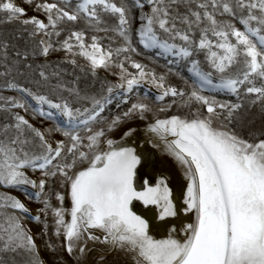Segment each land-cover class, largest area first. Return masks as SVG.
<instances>
[{
    "label": "snow or ice",
    "instance_id": "1",
    "mask_svg": "<svg viewBox=\"0 0 264 264\" xmlns=\"http://www.w3.org/2000/svg\"><path fill=\"white\" fill-rule=\"evenodd\" d=\"M22 3L47 22L28 17L16 0H0V23L24 26L35 43L33 57L63 52L73 66L82 58L94 78L100 70L106 75L99 91L82 93L75 81L61 82L53 97L8 79L14 70L23 75L21 61L9 66V45L0 42L3 87L18 93L0 95V111L11 117L0 124V188L39 206L33 213L19 197L0 192V264L4 254H13L12 264L15 256L25 257L21 264H44L26 222L42 225L43 237L49 213L53 234L63 237L60 250L77 264L92 250L89 242L123 253L127 264H264V132L252 139L237 130L245 99L264 109V0ZM15 56L27 61L29 53ZM137 57L163 61L166 72ZM221 94L236 102L218 99ZM14 109L30 112L41 126ZM137 122L146 142L162 146L180 168L186 184L179 195L167 175L146 178L150 155L129 145L141 131ZM134 202L155 207L164 238L150 234V221Z\"/></svg>",
    "mask_w": 264,
    "mask_h": 264
},
{
    "label": "rangeland",
    "instance_id": "2",
    "mask_svg": "<svg viewBox=\"0 0 264 264\" xmlns=\"http://www.w3.org/2000/svg\"><path fill=\"white\" fill-rule=\"evenodd\" d=\"M19 6L25 7L28 9V17H31L33 15H36L39 19L45 20L46 18L43 15V13L35 12L34 10L28 8V5L26 3H22V0H16ZM49 2H53V0H49ZM27 18V17H26ZM238 27H241V25H237ZM29 30L31 29V26H28ZM77 27H84V25L81 23L77 25ZM88 35L90 36L91 33L89 32ZM100 36H104V33H98ZM39 37H37V40ZM55 39V38H53ZM0 42L7 43L9 45L8 53H9V66H11V61L14 59H19L21 63L18 65L19 71L23 73V75H18L17 72L14 70L12 73V77H9L8 79L14 78L16 82L25 85L27 87H31L34 91H39L41 93L49 94L53 97L60 95V92L58 89H56V86L58 83H66L69 87H72V82L75 81V86H77L81 92H96L100 89V82L105 77L106 73L103 70H100L98 72L97 77H93L88 71L85 66L86 62L80 58L77 57V66H73L70 63L66 62V57L63 52H52L48 57L43 56H35L33 57L31 55L32 49L35 47L34 41L30 38L29 32L24 30V26L21 25L18 22L14 23H0ZM90 42V41H89ZM103 44H107L108 41H102ZM25 52L27 51L29 53V58L27 61L23 60V57L17 58L15 56V52ZM203 57H201L202 59ZM137 59L142 60V62L149 64V67H154L157 73L166 72V68H164L163 61H160V64H152L147 59H144L142 57H137ZM26 64H31L32 68H27ZM38 66H43L46 74L49 75L48 81H43L39 75V68ZM81 66L84 67V71H81ZM130 71H135L134 69H129ZM4 66L3 61H0V73L4 72ZM58 72L59 76H52L51 74L53 72ZM79 77V80L76 78ZM113 82L115 81V77H108ZM169 80L173 84H177L180 86L182 85V82L174 77L169 76ZM39 83H36V82ZM5 83V78L0 77V95L3 96H18V93L6 90L4 89L3 85ZM55 89V90H54ZM155 91V90H153ZM63 95L67 96V93H63ZM218 99H231L233 102H236L235 97H226L224 95H218ZM254 98V97H252ZM249 99H245L243 101L244 106L239 110L238 112V119L240 121V124L237 128L238 131H240L246 138H259L261 132H264V109L261 108L259 104L251 105L249 102ZM13 111L19 112V114L24 115L26 119L29 120L30 123L34 124L37 127H40V120L39 118L33 119L32 114L25 113L23 109H14ZM5 117H7L8 121H11V117L2 111H0V124L5 122ZM161 118H163V114H161ZM140 124L141 131L139 132L138 136L136 138H142L145 139V135L143 132V123L137 122ZM44 127H50L51 122H45ZM58 136V134H57ZM59 138V137H58ZM118 139V137H116ZM152 146V145H151ZM157 154L159 155V161L161 164V172L162 175H165L167 169H169V172L172 174L171 177L176 176H183L180 168L177 166L175 160L167 155L163 150H159V147L155 148ZM150 155V154H149ZM150 159L152 161V156L150 155ZM164 173V174H163ZM38 175V173H37ZM35 178V177H33ZM171 180V179H169ZM172 181V180H171ZM170 182V181H169ZM170 185V184H169ZM9 191V194L15 195L19 197L23 202L26 203V205L30 208V210L35 213L36 209L39 207L37 204L33 202H29L21 195L19 191L16 190H6L3 188H0V192ZM52 203L54 206H59V202L56 201L54 198L52 200ZM64 207L70 211V201L66 199ZM146 217V216H145ZM65 219L70 221V215L66 214ZM149 220V219H148ZM150 221V220H149ZM188 222V221H185ZM48 235H45L41 237L39 235L42 225H36L34 222L28 221L26 222V226L31 228L32 233L35 235L36 244L39 250L40 259L44 262V264H77V260L75 256H68L65 252L60 250V245L63 243V237L57 238L53 234L54 229V218L49 213L48 215ZM151 234L155 238H164L166 235V228L165 226L163 228L158 229V223L151 222ZM159 232V233H158ZM48 243H51L54 247L57 248V251H52L50 248H48L46 245ZM89 248H91V251H87L83 257L80 258V264H124L123 262V256L120 252L111 250L109 246L103 245V244H93L92 242H89L88 245ZM78 255V253H77ZM12 256L13 254H4L3 259L5 261V264H12ZM103 256L104 260L101 261L100 257ZM25 259L23 256H15L16 264H21V262Z\"/></svg>",
    "mask_w": 264,
    "mask_h": 264
},
{
    "label": "bare ground",
    "instance_id": "3",
    "mask_svg": "<svg viewBox=\"0 0 264 264\" xmlns=\"http://www.w3.org/2000/svg\"><path fill=\"white\" fill-rule=\"evenodd\" d=\"M155 142L157 144H160V142L158 140H156ZM129 145L130 146H136L137 151L140 153H146V154H150L152 156L151 166L148 169L149 176L146 178H149L150 183L154 182L155 179H158L162 175V172H161V164L159 161V155L157 154L156 149L153 148L150 143L146 142V138L142 139L140 137L135 139L134 144H132L130 141ZM159 150H163L162 146L159 147ZM165 173H166L165 175H167L172 180V181L169 180L170 181L169 186L173 188L174 195H179L182 186L184 184H186L184 177L183 176L171 177L172 174L169 172V169H167V171ZM138 187H139V184H138ZM134 210L138 214L146 216V218L149 219L151 222L153 221L155 223H158V225H157L158 229L164 227L163 223L158 220V211L155 209L154 206H148L146 208L142 203L134 202ZM185 221H187V220H185ZM121 255L123 256L124 264H127L128 258L123 253H121Z\"/></svg>",
    "mask_w": 264,
    "mask_h": 264
}]
</instances>
